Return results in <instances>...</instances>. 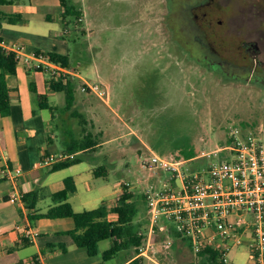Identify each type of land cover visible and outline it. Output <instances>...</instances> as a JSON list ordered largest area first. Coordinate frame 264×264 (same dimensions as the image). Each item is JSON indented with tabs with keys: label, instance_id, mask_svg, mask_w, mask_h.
I'll return each instance as SVG.
<instances>
[{
	"label": "rangeland",
	"instance_id": "374dc122",
	"mask_svg": "<svg viewBox=\"0 0 264 264\" xmlns=\"http://www.w3.org/2000/svg\"><path fill=\"white\" fill-rule=\"evenodd\" d=\"M7 1L8 5L30 6V0ZM68 1L82 11L84 29L83 33H75L70 26L66 38L70 67L79 71L83 82L102 85L108 95L102 101L78 87V107L73 116L69 114L71 108L64 109L65 95L57 94L59 100L52 99L50 103L54 109L42 113L53 134V142L47 148L50 152L61 150L62 132L67 131L78 140L90 133L91 139L102 144L76 154L78 164L41 178L35 188L61 184L71 176L76 181V190L68 195V202L75 211H83L113 199L122 185L128 184L133 200L143 207L150 191L170 185L172 173L154 163L156 156L166 161H185L192 155L191 161L182 166L197 171L221 160L223 154L217 152L228 145L229 127L251 128L264 136V88L219 70L218 60L211 59L209 53L205 56L197 40L194 44L189 27L176 10L166 13L165 0ZM50 8L36 9V13L55 14L56 8ZM232 13L230 18L221 17L218 34L210 37V42L211 39L215 42L210 44L222 58L240 63L245 61L241 38L263 37L264 44V35L252 33L254 28L262 27L264 16L240 19ZM36 20L38 26H49ZM239 26L243 27L242 34ZM56 27L61 30L60 24ZM194 36L203 40L202 35ZM224 69L227 70L226 66ZM84 102L91 105L83 107ZM100 166L107 171L106 177L97 178L91 173ZM17 170L22 172L20 168ZM29 189L30 186H20L21 191ZM141 194L147 195L145 200ZM52 204L49 197L39 201L37 209L45 211ZM147 217L146 213L140 217L146 235ZM61 221L73 224L70 218L43 219L40 224L48 231L61 230L66 226ZM67 239L70 240L49 237L46 241L55 244ZM180 240L166 234L155 237V253L149 252L152 260L144 258L143 264H192L191 251ZM39 241L44 243L43 239ZM108 246L109 241L100 242L99 253ZM42 248L43 264H86L97 259H89L74 244H69L66 253L57 247ZM35 253L37 249L31 245L13 249L15 257L10 261L18 258L23 264H32ZM133 254V250L120 252L108 264H116ZM228 259L232 264H249L244 248L232 250Z\"/></svg>",
	"mask_w": 264,
	"mask_h": 264
},
{
	"label": "built area",
	"instance_id": "2783aa9c",
	"mask_svg": "<svg viewBox=\"0 0 264 264\" xmlns=\"http://www.w3.org/2000/svg\"><path fill=\"white\" fill-rule=\"evenodd\" d=\"M0 46L13 54L18 65L41 70L50 80L64 84L80 77L79 71L28 51L24 44L1 41ZM84 83L92 95L102 101L107 98L102 85ZM228 138V145L217 152L223 154L221 160L197 171L182 166L191 159L154 158V163L171 172L172 177L170 185L150 191L148 234L137 256L152 260L149 252L155 253V237L175 232L186 240L192 264H208L209 250L217 253L218 262L232 264L229 253L237 248H244L249 264H264V136L251 128L232 126ZM72 157L63 153L45 155L39 166L48 167ZM19 174L17 169L5 166L1 175L15 181ZM21 197L12 191L9 200L22 202ZM18 231L29 241L39 236L30 225L19 226Z\"/></svg>",
	"mask_w": 264,
	"mask_h": 264
},
{
	"label": "crops",
	"instance_id": "0c3cea01",
	"mask_svg": "<svg viewBox=\"0 0 264 264\" xmlns=\"http://www.w3.org/2000/svg\"><path fill=\"white\" fill-rule=\"evenodd\" d=\"M29 5L30 6H22L19 4L0 5V12L17 14L20 16V20L14 23H10L7 20L2 21L0 38L3 41L9 40L24 44L28 51H32L34 49L45 53L51 52L60 55H67L69 58L68 40L62 37L64 31L59 18L60 1L30 0ZM49 7H51L49 10L56 8V13H36V9H48ZM36 19L44 21V23L49 26H38L36 24ZM58 24L61 26L60 31L56 27ZM81 29H83V26ZM75 33L79 32L75 31ZM69 34L70 28L68 29V35ZM78 80L83 81L81 75ZM30 83L33 84L37 92L46 93L48 95L50 109L44 111H51L54 109V107L50 104L51 100L53 99L56 102L59 100L57 94L63 93L51 91L49 87V78L46 74L42 72L29 71V69L24 66L19 67L18 65L16 68V75L14 77H8V86L11 89L10 115L5 117L0 116V264H23L22 261L18 260V258L15 261H10L13 257H15L13 256L12 251L13 249H19L20 247L30 245L36 247L37 249V253H35L31 258L32 264H43L45 261L42 248L43 245L47 250H52L57 247L61 252L66 253L68 251L69 244H73L71 238L68 236L57 235L59 232L72 229L73 224L72 226H69L70 224L68 222L61 221L62 225H66L65 227L61 230L56 229L48 231V229L41 228L40 221L43 219L34 221L29 220L30 215L35 212H45L49 207L54 205V202L52 201L53 204L49 205L45 211L37 209L39 201L49 197L52 200V193L61 187V184L51 183L35 188L36 182L40 181L41 178L56 173H48V167L39 166V161L44 155L56 154L54 152H59L64 149L65 144L70 140L69 134H71V132L68 131L62 132V134H64L61 137L62 149L54 152L48 151L47 146L52 144L53 134L49 131L46 120L42 115L44 111L35 115L33 114V110L37 108V105L34 100V96L30 91ZM76 91L75 102L73 107L69 110V114H72V110L76 113L75 110H77L76 108L78 107ZM82 104L84 105L83 107L91 105L88 102H84ZM56 128L58 129V126ZM101 144L102 143L100 142L99 145L101 146ZM5 166H9L12 170L20 168L22 172L15 181H11L1 175ZM100 167H97L96 169L94 168L91 171L94 177H96L95 172ZM107 174L108 173L105 170L104 177H106ZM7 183H10V186H7ZM75 183L76 181H74V184ZM23 185L30 186V189L27 191H21L20 186ZM33 190H40V193L43 194L36 203V207L33 211L28 210L23 202H12L9 200V195L12 191H16L19 194H25ZM110 218L112 219L114 216ZM24 225H30L39 232V236L34 241L25 243V241L22 240L23 237L19 233L18 227ZM49 237H68L70 240L67 239V242L65 243L62 240H59L60 242L54 244L50 240L46 241ZM40 239H43L44 243H40ZM180 241L183 242L182 240ZM123 260H125V257H123L120 262ZM120 262H117L116 264H120Z\"/></svg>",
	"mask_w": 264,
	"mask_h": 264
},
{
	"label": "trees",
	"instance_id": "16d2710c",
	"mask_svg": "<svg viewBox=\"0 0 264 264\" xmlns=\"http://www.w3.org/2000/svg\"><path fill=\"white\" fill-rule=\"evenodd\" d=\"M59 1V18L64 31L62 37L64 39L67 38L70 26L74 31L83 33L84 30L81 29L82 11L68 0ZM7 3V0H0V5H5ZM4 20L14 23L20 20V16L17 14L0 12V28ZM1 41L3 40L0 38V42ZM32 52L42 54L50 61L60 64L63 67H70L67 55L51 52L45 53L34 49ZM17 66L18 63L13 54L5 51L0 46V116L2 117L10 115L11 89L8 86V77H14L16 75ZM34 72H41V70H34ZM49 87L52 92L64 93L65 110H69L73 107L76 88L80 87L85 92H89L86 84L78 79L69 80L64 84L49 79ZM30 91L37 105V108L33 110L34 115L50 109L48 95L46 93L37 92L32 83H30ZM71 112L73 116H76L73 110ZM69 135L70 140L65 144L62 150L63 152L60 153L73 155V157L48 166V173L57 172L78 164L79 159L76 158V153L89 151L94 147L100 146V142L90 138V133L83 135L81 140L74 138L71 134ZM44 156H42L41 159ZM192 157L193 156L190 155L186 159L188 160ZM104 171V167H100L95 172L96 177H104ZM128 189V186L122 185L121 192L113 199L102 201L96 208L76 212L67 201L68 195L76 190L74 180L69 176L63 179L61 187L52 193L51 197L54 205L49 207L45 212H35L30 215L29 220L72 219L73 228L59 232L57 235L71 238L73 244L77 248L84 250L89 259L97 258L96 261L86 264H108V262L116 258L120 252H127L129 250H133L134 254L129 258H125L120 264H143L144 257L137 255L138 249L143 245L147 235L144 230V223L140 221V217L144 213L147 214L148 205L144 202L143 207L138 206L136 201L133 200L134 195L132 192L128 191ZM40 192V190H33L22 194L21 201L28 210L33 211L35 209L36 203L41 195H43ZM141 197L145 200L147 195L141 194ZM112 216H114L115 219H111L110 217ZM146 223H148V217ZM166 235L173 236V238H180L188 246L186 240L182 239L179 234L170 232L166 233ZM22 240L25 241V243L30 242L26 238H22ZM106 240L109 241V247L102 253H99V243ZM208 253L210 254L207 260L208 264H222L218 262L216 252L209 250Z\"/></svg>",
	"mask_w": 264,
	"mask_h": 264
},
{
	"label": "flooded vegetation",
	"instance_id": "af4514ba",
	"mask_svg": "<svg viewBox=\"0 0 264 264\" xmlns=\"http://www.w3.org/2000/svg\"><path fill=\"white\" fill-rule=\"evenodd\" d=\"M165 2L167 4L166 13L176 10L178 16L189 27L194 44L197 40L205 56L209 53L211 59L218 60L219 70L226 72L229 77L264 88L263 37L241 38L240 48L241 52L244 53L242 58L245 61L240 63H231L222 58L217 49L210 44L215 42L214 39H211L210 42V37H216L218 34L217 30L219 25L222 24V16L230 18L233 15V11L236 16H240V19H258L260 16H264V0H165ZM263 25L264 23H262L261 28H254L252 33L255 32L254 34L263 36ZM238 29L240 33L243 27L240 28L239 26ZM195 34L202 35L203 40L195 37ZM204 39L207 40L205 41ZM224 66H226L227 70L224 69ZM231 73L234 75H229Z\"/></svg>",
	"mask_w": 264,
	"mask_h": 264
}]
</instances>
